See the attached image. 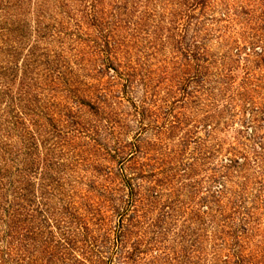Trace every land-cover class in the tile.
Here are the masks:
<instances>
[{
  "label": "rangeland",
  "instance_id": "374dc122",
  "mask_svg": "<svg viewBox=\"0 0 264 264\" xmlns=\"http://www.w3.org/2000/svg\"><path fill=\"white\" fill-rule=\"evenodd\" d=\"M83 8L0 0V117L34 113L53 264H264V0Z\"/></svg>",
  "mask_w": 264,
  "mask_h": 264
},
{
  "label": "trees",
  "instance_id": "16d2710c",
  "mask_svg": "<svg viewBox=\"0 0 264 264\" xmlns=\"http://www.w3.org/2000/svg\"><path fill=\"white\" fill-rule=\"evenodd\" d=\"M67 1L84 7L82 12L84 17L95 18L101 14V10H97L100 0ZM67 17L71 16L67 14ZM77 27L79 28V26ZM29 55L33 57L35 55L34 50ZM42 57L46 61L44 66L48 67V73L54 74L56 71L55 62L59 56H54L55 60L52 66L48 63L49 58L45 54ZM119 74L120 78L127 76L126 82L130 83L131 74ZM58 76L60 80L62 73L59 72ZM34 101L35 99L32 103ZM101 109L103 107L98 103L97 110L100 111ZM7 112L10 117H0V264H53L54 253L49 254L46 251V245L48 248L51 239L46 235L48 228L53 225L54 215L50 208V200L54 197L53 193L56 189L52 183L45 180L47 184L41 185L39 196H37L35 189H33L35 185L31 183L29 178L31 174L35 173L32 169L24 167L23 164V159L30 155L26 153L30 133L25 135L23 121L30 118L29 121L32 124L35 120L34 113L32 114V111L26 109V106L22 108V104H18L16 112L11 107L7 109ZM49 121L52 122L51 119ZM260 153L264 156V148L261 149ZM51 179L50 177L48 180ZM35 206L37 209H34ZM29 210L40 215L38 227L32 224L35 219L34 216L31 215V219H28L27 212ZM63 215L64 212L57 213L56 227L60 233L58 237L60 239L59 241L56 240L55 251L61 247V241L64 240L66 246L74 251L76 248L73 244L74 241L69 240L70 237L63 239L62 231L60 232L61 221L59 219ZM118 226L119 232L122 234L125 226ZM236 239L239 241V238ZM73 264H83V262L75 261Z\"/></svg>",
  "mask_w": 264,
  "mask_h": 264
}]
</instances>
